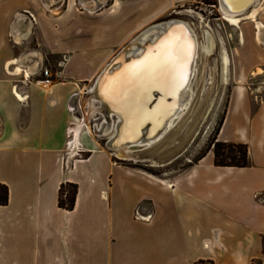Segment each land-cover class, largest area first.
<instances>
[{
	"label": "crops",
	"instance_id": "0c3cea01",
	"mask_svg": "<svg viewBox=\"0 0 264 264\" xmlns=\"http://www.w3.org/2000/svg\"><path fill=\"white\" fill-rule=\"evenodd\" d=\"M183 1L0 0V264H264L262 69L237 71L217 135L248 146L244 168L215 166L210 150L156 177L116 163L73 113L111 58ZM261 5L244 19L255 37L241 33L247 68L264 64ZM46 65L59 67L49 87L36 82ZM83 127L94 145L76 151ZM67 183L78 187L72 211L58 205Z\"/></svg>",
	"mask_w": 264,
	"mask_h": 264
},
{
	"label": "rangeland",
	"instance_id": "374dc122",
	"mask_svg": "<svg viewBox=\"0 0 264 264\" xmlns=\"http://www.w3.org/2000/svg\"><path fill=\"white\" fill-rule=\"evenodd\" d=\"M261 2L263 3L264 0L259 1V7L263 9ZM259 14L258 18L264 21V12H259ZM173 19L189 23L197 32L200 41L203 39L202 32L204 30H209L216 39V48L212 54H205L202 49L200 50L199 69L193 91L194 99L182 115L178 125L169 132L163 143L156 146L155 149L150 152L133 153V158L126 160L114 153V157H112L120 165L131 166L156 177L174 175L187 167L189 163L197 162L205 153L212 150L210 149L211 145L215 143L217 131L226 111L229 91L236 83L233 78L236 76L237 71L241 74L261 72L259 69L264 71V64L257 68L255 66L249 68L243 66L242 57L244 55L242 49L244 47L241 44H244V42H241V33L245 34L247 41L251 40L253 43L255 41L253 25L249 23V20H243L241 29L230 26L223 19L218 0L183 1L181 4L176 5L172 11L164 12L162 16L148 24ZM248 52L252 55L250 50ZM46 68L51 71L55 81L56 73L59 71L58 65H46ZM92 83V81L88 82L84 86L83 93L87 92ZM85 99L87 101V95L84 102ZM78 114V117H84L86 127L94 129L96 121L93 120L94 118L90 119L87 116V109H81ZM81 136L78 150L88 149L90 139L87 135V128H82ZM97 137L95 136L99 145L106 148L103 138ZM71 138L72 134L68 141ZM91 143L93 144V142ZM72 149L70 147L69 150ZM72 162L73 159L69 158L66 163L71 164Z\"/></svg>",
	"mask_w": 264,
	"mask_h": 264
},
{
	"label": "bare ground",
	"instance_id": "6f19581e",
	"mask_svg": "<svg viewBox=\"0 0 264 264\" xmlns=\"http://www.w3.org/2000/svg\"><path fill=\"white\" fill-rule=\"evenodd\" d=\"M249 1L250 0H236L235 4H233L232 7H229L223 0L220 6L223 19L227 21L230 26H234L237 28L245 18L249 17L255 20L258 12L256 9L252 8L255 7L259 0H254L250 8H248L247 10L241 12L231 11V9H236V7L238 9L240 6H245L249 3ZM251 9L253 11L249 12ZM172 22L174 24H172L173 30H171V32L167 36L160 40L158 44L153 47V49L149 50V52H147V54L144 56L143 60H141L139 63L131 64V66H129L130 64H123V69H125L121 74L122 77L125 78L123 79V84H121V82H118V79V83L114 82L113 78H111L113 76L107 78L104 84L106 91L113 90L115 86H121L122 90L118 91L117 97L119 96V98H117V100L119 99L118 102L121 101L122 108L123 104H127L126 107L123 108L124 115L127 118L126 128L115 144L116 146H120L123 145V141L125 142L126 140H132V137L136 134L137 125H139V123L144 121L145 119L152 118V120L154 121V125L151 130L152 133L157 131L158 128L163 124V116L165 112L174 107V99L170 103H168L165 97L174 96L176 90L185 82L186 68L188 66V59L191 53V45H194L195 47L193 49L194 60L192 63L191 76L190 79L187 80V82H185V84L183 85L184 90L178 97V110L176 112H172L173 114H171V118L163 124L164 126L162 132L155 140L146 143L141 142L133 146L128 145L113 150V153L115 155L124 158V160L133 158V153L145 151L150 152L151 150L155 149L156 146L163 143L169 132L178 125L182 115L190 107L194 99L193 91L199 69L200 50L202 49L205 54H212V52L216 48L215 36L209 30H204L202 32L203 39L202 41H200L197 32L189 23L185 22V25H180L178 27L177 24L182 21L173 19ZM157 24H159L158 26H160V29L150 30V27ZM169 26L170 25L162 27V22L154 23L142 30V33L140 32L142 36L137 42V46L133 48L134 50L137 49L136 53H134L133 55H139L142 52V49H140V47L145 44L147 40L151 41H148L149 43L154 42V40H156L158 37H161V34L164 32L163 30H166ZM257 26L258 31L256 38L258 42L264 45V24L258 22ZM185 31L189 33V35L186 34ZM140 33H138L132 39V42L139 36ZM125 47L126 45L121 48L115 54V56ZM124 55L130 56L131 54ZM115 56L111 58L106 66L113 60ZM125 65H127L128 68H126ZM104 68L101 70V72L104 70ZM17 71L22 72L21 69H18ZM101 72L98 74L89 90V96L86 101V109L87 116L90 119L94 118L93 120L96 121L94 129L90 128L89 130L91 135H93L94 137L98 136L97 138H103L106 146L107 144H110L111 140L117 134L118 122L122 119L119 116L114 115H110L108 117L106 115V109L109 108L110 110H113L111 104L109 103V105H106L107 107H103L102 102L97 101V97L99 95L97 93L98 89L95 92H93V89ZM181 76L183 77V79H181ZM153 89H159L165 96L157 102V105L155 106L153 112H148L145 104L149 98L148 93ZM115 98L116 95L115 97L111 98V101L114 102L116 100ZM125 99L127 100L125 101ZM71 134L72 138L69 142V149L70 147L75 149L76 145L73 144V132ZM76 151L74 152V154L76 153Z\"/></svg>",
	"mask_w": 264,
	"mask_h": 264
},
{
	"label": "water",
	"instance_id": "95a60500",
	"mask_svg": "<svg viewBox=\"0 0 264 264\" xmlns=\"http://www.w3.org/2000/svg\"><path fill=\"white\" fill-rule=\"evenodd\" d=\"M224 1H225V4H227V6H229V7H232V5L235 4V2H236V0H224ZM218 2H219V6H221V3L223 2V0H218ZM253 2H254V0H250L249 3L246 4L245 6L244 5L240 6L238 9L236 7V9H231V11L232 12H235V11L241 12V11L247 10L248 8H250V6L252 5ZM234 7H235V5H234ZM166 23L162 22V27H165L167 25H170V26L166 30L162 29L164 32L161 34V37H158L152 43H149L151 41L147 40L145 42V44H143L140 47V49H142V52L139 55H136V56L133 55L134 53H136V50H137V49L134 50L133 48L135 46H137V42L140 40L142 34H140L132 43L127 45L123 50H121L113 58V60L104 68V70L101 72V74L99 75V77H98V79L94 85L93 92L97 91V89H98L97 93L99 94L97 97V101L102 102L103 107H107L106 105H109V103L113 107V110H110L109 108L106 109V115L108 117L110 115L119 116L122 119L121 121L118 122L117 134L111 140L110 144L106 145V148L111 152H113V150H116L117 148L125 147L128 145L133 146V145L141 143V142L146 143V142H150L152 140H155L161 134L163 126H164L163 124L171 118V116H172L171 114H173L172 112H176L179 108L178 104H177L178 99H179L178 97L184 90L183 85L185 84V82H187V80L190 79V76H191L192 63L194 60V54H193V52H194L193 49L195 48L194 45L193 46L191 45V53H190V56L188 59V66L186 68L185 82L183 83L182 86H180L176 90L174 96L165 97L168 103H170L174 99V105H173L174 107L170 108L169 110H167L165 112V114L163 116V118H164L163 124L158 128L157 131L152 133L151 130H152V127L154 125V123H153L154 121L152 120V118L145 119L144 121L140 122L139 125H137L136 134L132 137V140H126L125 142L123 141L122 142L123 145H120V146L115 145L117 140L121 137V134H123L124 129L126 128L127 118L124 115L123 108H125L127 104L126 103L123 104V108H122L121 107V101L118 102L119 99L117 100V98H119V96L117 97L118 91L122 90L121 86H115L113 90L106 91L104 84H105L107 78H109L111 76H113L111 78H113L114 82H116V83L121 82V84H123V79H125L121 75L125 70V69H123L124 68L123 64H130L129 66H131V64L139 63L141 60H143V58L147 54V52H149V50L153 49V47H155L160 40H162L165 36H167L171 32V30H173L172 20L166 21ZM158 25L159 24L150 27V30L151 29L152 30L153 29H160V26H158ZM180 25H185V22L182 21V22L177 24L178 27ZM186 34L189 35V33H187V32H186ZM124 54H126V55L131 54V55L125 56ZM125 66H126V68H128L127 65H125ZM116 74H119V75H116ZM117 79L119 80L118 82H117ZM118 87H120V88H118ZM112 91H114V92H112ZM115 95H116V98H115L116 100L113 99L115 101L112 102L111 98L115 97ZM148 95H149V98H148L145 106H146V109L148 110V112H153L155 106L157 105V102L160 99L164 98L165 95H163V93L159 89L151 90L148 93ZM87 96H89V93H87ZM106 98H107V100H106ZM108 100H109V102H108ZM126 100L127 99H125V101ZM113 146H116V147H113Z\"/></svg>",
	"mask_w": 264,
	"mask_h": 264
},
{
	"label": "trees",
	"instance_id": "16d2710c",
	"mask_svg": "<svg viewBox=\"0 0 264 264\" xmlns=\"http://www.w3.org/2000/svg\"><path fill=\"white\" fill-rule=\"evenodd\" d=\"M218 132L219 129L217 131V135ZM210 149H212L214 153V164L217 167L244 168L249 165V151L246 144L223 143L217 141L216 137L215 143H212ZM206 154L207 153H205L202 157H204ZM77 193L78 187L76 184H63L59 190V207L68 211H72L75 207ZM8 203L9 188L4 184H0V206H6Z\"/></svg>",
	"mask_w": 264,
	"mask_h": 264
},
{
	"label": "built area",
	"instance_id": "2783aa9c",
	"mask_svg": "<svg viewBox=\"0 0 264 264\" xmlns=\"http://www.w3.org/2000/svg\"><path fill=\"white\" fill-rule=\"evenodd\" d=\"M40 76L42 77L41 79H38L36 82L42 86H45V87H49L51 86L53 83H54V79H53V75L51 73V71L48 69V68H43L41 70V73H40ZM81 111V107H78L76 109L73 110V113L75 115H77L79 112ZM84 117L81 116V117H78V120H81L83 121ZM72 133V132H71ZM71 137V134L69 135V138ZM69 142L68 141V144H67V154H66V162L67 160H69V157L71 156V151L69 150ZM151 216H148V217H140L141 219H145V220H148ZM196 264H214L212 261H209V260H202V261H199L197 262Z\"/></svg>",
	"mask_w": 264,
	"mask_h": 264
},
{
	"label": "snow or ice",
	"instance_id": "6c2138e0",
	"mask_svg": "<svg viewBox=\"0 0 264 264\" xmlns=\"http://www.w3.org/2000/svg\"><path fill=\"white\" fill-rule=\"evenodd\" d=\"M181 79H183V77L181 76Z\"/></svg>",
	"mask_w": 264,
	"mask_h": 264
}]
</instances>
